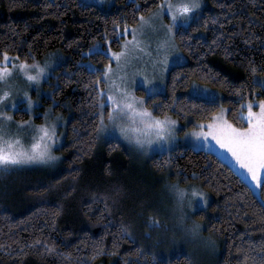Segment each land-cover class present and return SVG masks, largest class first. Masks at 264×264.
<instances>
[{"label":"trees","instance_id":"trees-1","mask_svg":"<svg viewBox=\"0 0 264 264\" xmlns=\"http://www.w3.org/2000/svg\"><path fill=\"white\" fill-rule=\"evenodd\" d=\"M204 1L198 20L174 33L186 62L168 71L162 94L145 97L153 114L175 118L182 130L206 123L220 107L241 126V103L264 99L256 82L264 75V0ZM160 2L114 0L102 10L80 0H0V60L7 54L31 64L60 53L64 61L54 68L48 84L52 98L44 103L65 119L60 163L53 172L0 177V264H246L242 252L250 250L257 259L264 255L259 220L264 191L259 189L256 198L213 153L180 148L151 157L145 169L180 185L199 184L208 193L207 208L195 218L216 241L218 253L213 260L184 254L155 258L138 231L144 225L147 182L123 144L98 142L97 98L110 59L89 50L97 44L118 50L125 26L134 27ZM209 72L227 83L198 79ZM193 82L219 92L221 103L189 98ZM136 94L144 96L142 90ZM17 113L16 120L28 117ZM36 120L40 123L41 116Z\"/></svg>","mask_w":264,"mask_h":264},{"label":"rangeland","instance_id":"rangeland-1","mask_svg":"<svg viewBox=\"0 0 264 264\" xmlns=\"http://www.w3.org/2000/svg\"><path fill=\"white\" fill-rule=\"evenodd\" d=\"M80 2L85 5L96 6L102 10H108L114 4V0H80ZM173 2L177 3L181 2V0H173ZM161 3L162 0L160 4ZM205 7V1L200 0V7L189 13L186 20L181 18L177 19L176 23L172 26L171 34L174 36V33L177 30L186 29L191 23L197 21ZM156 11L157 8L154 9L149 15L145 16V18L147 19L153 12ZM170 23L171 17L168 16L167 10L165 8L162 17L157 18L152 26H146L142 32L138 33L137 38L141 42L140 48L131 49L127 56V63L122 60L120 62L119 68L117 67V61L112 58L109 52L110 48L108 46L102 47L100 44H97L89 50L90 53L97 52V50L104 52L110 59L108 65H111V78L109 81L104 82V89L102 90L104 92L105 101H107V92L108 88L111 87L112 80H115L117 85L123 86L122 80L125 78V73H127L128 78H131L132 73L137 71L140 74L135 77V83L131 85L132 91L135 93V95H137L136 92L138 90H142L144 92V97H150L153 95L162 94L164 92L168 71L171 68L181 66L186 62L185 57L178 51V48H176L173 50V55L169 56L170 63L168 68L163 73L153 78L152 61L156 59L157 46L162 40L166 38L165 34ZM137 26L138 23L134 27ZM132 28L133 27L128 28L126 37L125 30L122 32V39L120 40L119 49L116 51L110 49L111 52L120 51L121 46L124 44L125 38L128 40L132 39ZM63 61L64 58L61 56V54L55 52L46 56L42 61L35 62L41 66L47 65L45 72L42 74L39 82L37 83L28 81L19 67H14V65H19L21 63L20 61L10 57H8L6 62L4 61V58L0 60V67H7L10 70L9 76L0 81V95H2L4 92L9 93V96L6 97L4 101H0V111L12 116L11 121H4L5 131L13 138H18L21 144L25 148H28L30 147L31 143L34 142L33 137H38V133L35 131L36 126L46 123L45 117L47 113L48 122H56L57 143L52 146V151L53 154L59 156L60 158L61 156L58 152V149L64 142L65 119L60 114H54L52 111V105L45 104L44 100L52 98V88L48 87L50 77L53 74L54 68L63 63ZM32 64L33 63L27 65L31 66ZM88 67L90 69L95 68V66L92 64H89ZM28 71L34 74V69L31 67L28 68ZM145 76H147L148 80L150 81V83L147 85L145 84ZM261 80H264V75L257 77L256 82ZM195 84L199 86L200 90L195 91L190 86L187 92V96L189 98L200 99L211 103H221L222 95L219 92L200 84ZM257 84L260 86L259 83ZM153 86H155L156 94H152L148 91V89L152 88ZM29 98L32 101L30 109L28 107ZM42 106H44L43 110H41ZM17 112L28 114L27 119L16 120L14 115H16L15 113ZM246 113L247 109L245 108L244 114L246 115ZM152 115L154 117H159L153 114V112ZM39 116H41V121L40 123H37L36 118ZM169 117L176 121L174 126V137L167 141H157L155 138H153V143L151 145H145L143 151L138 149L134 143H129V141L124 139L120 132L113 125L109 124L108 115L103 116L105 128L98 132V142L103 144L105 142L114 141L123 144L134 160L138 172L145 178L147 182V204L144 211L145 215H143L144 225L142 226V229L138 230L143 236L142 246L149 250L150 254L155 258H161L165 260L169 259L173 255L179 254H184L191 258L194 257L213 260L218 253L217 243L213 237L209 236L204 231L203 225L200 224L195 218V214L199 210H204L207 208L210 201V196L208 193L196 183L180 185L178 182L171 180L166 175L154 176L146 171L145 164L151 157H154L155 155L168 153L180 148H190L194 151L211 152L224 163H226L230 168H232V170L250 187L256 198H260L259 189L254 186L246 171L240 168L231 155L220 149L214 141L209 139L208 144L205 145L202 137L198 138L191 135L195 126L198 124L190 129L182 130V125L175 118L171 116ZM159 118L162 119L163 117ZM24 121L28 122L27 126L23 124ZM121 123L130 127H142L140 125H132L131 121H129L126 117L122 118ZM204 124L206 125L207 122ZM241 126H247V122L245 121ZM135 135H139V133H135ZM59 163L60 159L51 166H21L10 170L8 173H6V175L9 176L14 174L13 176H17L20 173H24L28 170L53 172L58 167ZM3 175L4 173H0V177ZM172 185H178L180 188L184 189L186 197H190L192 199L191 206L188 205L187 199L185 200L183 207L185 221L183 226L179 221L181 212L178 208L175 192L171 189ZM193 190L203 193L204 198L201 199L199 196L191 197ZM1 202L2 197H0V203ZM192 223L202 225V229L197 236H192L184 231V227ZM209 237L215 241L214 247H208L205 245L204 242Z\"/></svg>","mask_w":264,"mask_h":264},{"label":"snow or ice","instance_id":"snow-or-ice-1","mask_svg":"<svg viewBox=\"0 0 264 264\" xmlns=\"http://www.w3.org/2000/svg\"><path fill=\"white\" fill-rule=\"evenodd\" d=\"M200 7V0H181V2L174 3L173 0H162L161 4L156 5L157 11L153 12L147 19L141 16L138 21V26L131 29L132 39L125 38L121 50L118 52H109L113 59L117 61V67H120V62L123 60L127 63V56L131 49L140 48V41L137 38L138 33L142 32L146 26H152L157 18L163 16L165 8L168 16L171 17V23L168 25L166 38L157 46L156 59L152 61L153 78L163 73L170 63L169 56L173 55V50L177 48L175 44V37L171 34L172 26L176 23L178 18L186 20L188 14ZM216 21L213 20V23ZM128 27L125 26V37ZM181 45L183 46L184 37L181 38ZM107 42V41H106ZM216 43V41H213ZM142 50V49H141ZM98 51V50H97ZM8 59L7 54L4 55V61ZM24 73L27 80L30 82H39L42 74L45 72L47 65L41 66L33 63L31 66L21 62L19 65H14ZM34 69V74L28 71V68ZM250 70L253 74L257 72V68L251 65ZM10 70L7 67H0V81L7 78ZM111 65H106L103 72V82L109 81L111 78ZM140 73L133 72L131 78H128L125 73V78L122 80L123 86L116 84L115 80L111 81V87L108 88L107 101L104 100V92L98 95L97 103L101 108V120L97 125L98 132L105 128L103 119V109L107 107L108 122L113 125L129 143H134L141 151L144 150L145 145H151L153 138L155 140L167 141L175 135L176 121L165 115L162 119L154 117L149 108L145 107L146 99L144 96H137L132 91L131 85L135 83V77ZM218 75V74H217ZM198 79L212 80L214 83L226 84V80H216V75L205 73L198 76ZM102 81L98 78L97 83ZM176 78H173V83H177ZM147 76H145V84H149ZM262 88H264V80L257 81ZM191 87L195 91H199V86L194 82ZM152 94H156L155 86L148 89ZM206 91V90H205ZM239 93V90H238ZM27 95V94H25ZM9 96L8 92L0 95V101H4ZM243 98V97H242ZM214 102V101H213ZM32 101L28 99V107L31 108ZM247 109L246 115L244 109ZM226 109L218 108L209 117L207 124L200 123L195 126L191 135L195 137H202L204 144L207 145L209 139L222 150L226 151L235 160L240 168L244 169L251 179L254 186L264 191V99H259L258 103L248 101L241 103L240 109L237 112V120L241 125L247 122V126H236L226 118ZM127 118L132 125H140L142 127H130L121 123L122 118ZM46 123L36 126L35 131L38 137L34 136V142L30 147L25 148L18 138H13L5 131L4 121H11L12 116L0 111V173H8L10 170L27 165H54L60 157L53 154L52 146L57 143L56 138V122H48L46 113ZM58 119V118H57ZM25 126L28 125L24 121ZM131 133V134H130ZM139 133V135H135ZM171 189L175 192L178 208L181 212L179 221L184 225L185 215L183 207L187 199L188 205H192V199L186 197L184 189L178 185H172ZM201 197L203 193L193 190L191 197ZM260 222L264 223V210L259 214ZM202 225L192 223L184 227V231L192 236L199 235ZM126 226L122 227V231H126ZM39 243V241H37ZM208 247H214L215 241L209 237L205 242ZM52 251L53 249H47ZM249 251H244L245 262L251 261V264H264V255L259 259L256 256L249 255Z\"/></svg>","mask_w":264,"mask_h":264}]
</instances>
